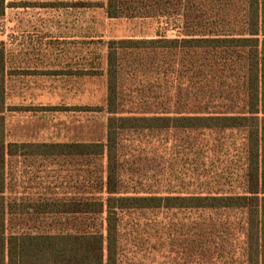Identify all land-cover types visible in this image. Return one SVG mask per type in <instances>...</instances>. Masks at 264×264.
<instances>
[{"label":"trees","instance_id":"1","mask_svg":"<svg viewBox=\"0 0 264 264\" xmlns=\"http://www.w3.org/2000/svg\"><path fill=\"white\" fill-rule=\"evenodd\" d=\"M7 7L0 0V18ZM104 8L110 18L152 19L172 31L107 42L105 141H9L11 73L0 41V264H143L123 257V215L176 210L200 212L201 227L240 228L245 248L164 264H264V0H106ZM127 75L134 90L125 88ZM163 131L184 133L201 155L225 153L222 168L197 171L187 186L128 181L125 134ZM17 155L103 157L106 178L96 195L106 197L11 199L8 158ZM46 217L63 226L40 228Z\"/></svg>","mask_w":264,"mask_h":264},{"label":"rangeland","instance_id":"2","mask_svg":"<svg viewBox=\"0 0 264 264\" xmlns=\"http://www.w3.org/2000/svg\"><path fill=\"white\" fill-rule=\"evenodd\" d=\"M7 3L6 14L0 18V41L6 46L11 73L6 114L9 141H105L107 42L155 37L158 30L171 35L172 31L152 19L110 18L104 8L106 0ZM133 79L126 76L127 91L135 89ZM130 98L136 97H125ZM188 140L179 131L126 133L121 160L125 178L143 184L183 182L187 186L197 171L222 168L219 156L226 159L225 153L215 150L201 155L205 152L201 145L192 147ZM105 168V159L99 156H11L7 195L30 204L40 195V199L50 200L80 191L105 198L103 193L96 195L103 189ZM200 215L187 210L125 212L123 257L130 262L164 264L205 261L213 254L216 258L230 256L228 253L238 256L244 251L245 236L240 228L201 227ZM45 220L42 229L63 226L59 218Z\"/></svg>","mask_w":264,"mask_h":264}]
</instances>
